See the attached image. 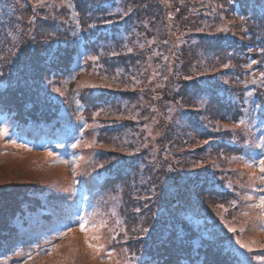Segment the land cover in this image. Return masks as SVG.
Returning <instances> with one entry per match:
<instances>
[{
	"label": "trees",
	"instance_id": "obj_1",
	"mask_svg": "<svg viewBox=\"0 0 264 264\" xmlns=\"http://www.w3.org/2000/svg\"><path fill=\"white\" fill-rule=\"evenodd\" d=\"M71 2L79 13V28L72 20V10L61 0H47L50 6L38 9L35 0H0V81L16 84L20 90L23 79L38 76L37 68L48 62L54 65L51 71L62 69L67 74L69 96L76 87L86 99L94 100L93 106L81 112L86 127L59 131L57 138L71 157L88 145L95 151V176L101 177L100 187L115 205L113 226L118 230L109 249L126 252L138 264H235L230 255L234 250L247 257L245 264L264 259V248L253 246L248 252L237 244V240L253 243L248 235L255 243L264 240L259 231L264 229V208L259 205L264 182L258 167L246 166L250 157L264 158L257 155L264 150L255 147L257 137L264 135V53L260 51L264 48V0ZM128 9L129 15L122 17L119 10ZM168 11L171 37L165 32L166 18H162ZM35 17L49 20L41 28L47 48L41 56L34 43L38 36L29 23ZM129 21L142 23L136 29L147 31L149 42L165 44L174 53L170 55L174 69L166 81L169 87L152 99L153 111L148 114L155 116L163 99H168V106L184 110V122L200 131L191 139H181L180 145L167 111L156 117L159 134H147L140 128L151 122L142 119L147 114L144 90L155 89L154 82L143 83L140 70L147 57L145 50L131 45ZM224 26L227 32L217 31ZM96 56H102L105 63H98L93 59ZM252 60L257 63L246 67ZM137 65L136 72L132 69ZM14 103L18 106L20 101ZM240 118L245 125L233 129ZM54 119L59 122L58 110H45L36 123ZM78 141L79 146L72 147ZM32 187L22 181L20 173L0 184V264L8 238L13 237V229L5 225L6 212L21 202L29 205L32 198L26 194ZM189 209L196 210L200 223L181 217ZM180 224L189 230H179ZM78 229V223L70 224L67 235ZM216 229L220 234L213 236ZM79 236L83 239L84 234Z\"/></svg>",
	"mask_w": 264,
	"mask_h": 264
},
{
	"label": "rangeland",
	"instance_id": "obj_2",
	"mask_svg": "<svg viewBox=\"0 0 264 264\" xmlns=\"http://www.w3.org/2000/svg\"><path fill=\"white\" fill-rule=\"evenodd\" d=\"M163 1L168 2V0ZM19 7L24 8L20 4ZM220 9L223 11L222 7ZM169 17L171 14L168 11L167 16L162 18H166L165 32L171 37L172 26L167 19ZM46 21H49L48 18L35 17L32 18L31 23L33 35L38 36L34 43L38 47L36 52L40 56L47 49L44 47L45 39L41 33V28ZM138 25L141 27L143 24L138 22ZM138 25L129 21L127 32L131 37L128 39L132 41V46L143 45L141 48L145 50L147 59H145L143 71L142 68L140 70L144 77L143 83H155H152L155 91L145 89V95L142 97L143 102L147 103L145 106L147 114L142 119L151 120V122L143 124L140 128H145L147 134H159V123L156 117H162L167 111L170 126L174 128V139L180 145L181 139L185 137L187 139V136L191 139L194 133L200 131L184 122L187 121L184 110L177 106L175 108L173 105L168 106V99H163L155 116L148 114L150 109L151 113L153 111L150 106L152 99L158 98L159 92L169 87L166 81H170L168 74L174 69L173 59L170 57L174 53L165 44L159 46L149 42L147 31L136 29ZM173 40L176 41L175 38ZM178 42L182 43L181 40ZM95 58L98 63H105L102 56ZM45 63L44 67L37 68L38 76L23 79L21 83L23 87L20 90L17 89L16 84L8 86L0 81V85H3L0 87V95L1 99H4L0 102V129L7 127L8 130L6 136H0V184H3L7 178L18 177L20 173L22 181L33 185L32 190L26 194V197L32 198L29 205L21 202L10 206L6 212L8 221L5 225L13 229V237L8 238L7 247L3 251L5 259L1 264H138L134 259L131 261L126 252L110 250L115 238L113 234L118 230V227L113 226V217L116 215L115 205L112 198L110 202L100 187L101 177H96L93 173L94 162L97 159L94 149H90L91 146L87 147L71 157V154L63 151L64 144L58 142L59 131L67 133V128L80 131L86 127L83 119L78 117H81V112L88 105L93 106L94 100L86 99L85 93L75 91L76 87L69 96L67 74L62 69L51 71L54 65ZM139 69L137 65L132 70L137 72ZM57 74L63 75L59 78ZM57 88L60 89L59 92L54 91ZM17 100L20 101L18 106L14 103ZM31 103L34 104L32 108ZM56 109L59 112V122L54 119L43 125L36 123L37 118L45 110ZM95 112L97 113L98 110ZM13 140L15 143H11ZM74 157L77 158L76 165L67 168V164L73 162ZM79 211H83L79 213L80 216L86 213L88 215V231L85 233L78 229L75 233L67 235V218H75V221ZM196 215V210L192 209L187 210L186 214L184 210L181 213V217L185 220L190 217L196 223H200ZM172 219L175 220L173 217ZM108 220L111 221L108 222ZM179 226L181 228L179 230L184 232L189 230L185 225ZM255 227L254 224L253 229ZM259 231L260 236H264V229L260 228ZM60 232L66 235L60 236ZM202 232L209 237L210 234ZM80 233L84 234L83 239L79 236ZM216 234H220L217 229L212 235ZM90 237H96L91 240L92 244L103 245V247H89L87 238ZM248 238L250 242H253L246 243L250 248L254 246L258 249L264 244V240H258L255 243V239L250 235ZM108 252L112 253L111 258L106 255ZM255 264H264V259L256 260Z\"/></svg>",
	"mask_w": 264,
	"mask_h": 264
},
{
	"label": "snow or ice",
	"instance_id": "obj_3",
	"mask_svg": "<svg viewBox=\"0 0 264 264\" xmlns=\"http://www.w3.org/2000/svg\"><path fill=\"white\" fill-rule=\"evenodd\" d=\"M61 3L62 5H66V7L68 9H71L72 10V20L74 21L75 25L77 26V28H79V25H80V20H79V13H77L75 11V4L71 2V0H61ZM50 5L47 4V0H35V3H34V7H37V8H40V7H49ZM221 7H223L221 5ZM121 12V16L124 17V16H128L129 13L131 12V9H128L127 11H124V10H119ZM244 17H241V20H243ZM105 23H111V21H104ZM29 23L31 24L32 21L30 20ZM90 27H95V25H90ZM229 29L227 28V26H224L222 28H218L217 31H222V32H227ZM245 31H247L245 29ZM73 35L74 36H77L78 33L77 32H73ZM34 38V37H33ZM141 47H143V45H141ZM129 52L132 51L131 48L128 49ZM261 53H264V48L260 49ZM113 55H116V53H113ZM53 58L55 59H58V57H55V54L53 53ZM93 59H96V58H93ZM167 59V58H165ZM257 61L256 60H252L249 64L246 65V67L248 68H251L253 64H256ZM229 65H224V67H228ZM2 75V74H0ZM261 76L264 77V73H261ZM133 79H135L133 77ZM187 79H192V77H187ZM253 83H255V80L252 81ZM264 82V81H262ZM243 83L247 84L248 82L247 81H244ZM0 87H3V85H0ZM92 87H98L97 85H93ZM108 87H111V85H108ZM54 91L56 92H59L60 89L57 88V89H54ZM247 95L249 97H251L253 95V92L249 91L247 93ZM82 107V106H81ZM244 113L246 114L248 112V109L245 108L243 109ZM95 115H99V112L95 113ZM78 119H83V117H78ZM242 125H245V119L244 118H240L239 119V122L238 124H234L232 125V128L235 129V128H238ZM225 128H228V125H225ZM8 134V130H7V127L3 128V129H0V136H6ZM257 140H258V143L255 145L256 148L258 149H261V150H264V135L260 136V137H257ZM11 143H15V141H11ZM205 143H207V141H205ZM26 146V145H25ZM79 146V141L76 143V144H73L72 147L76 148ZM89 147L91 145H88ZM145 147H147V145H145ZM51 155V153H50ZM257 155H262L264 156V152H261V153H257ZM251 160V163L246 165L247 167H253V166H256L259 168V172L261 173L259 179L264 182V158H260L259 160L256 159L255 156L253 157H250L249 158ZM77 160L76 157L73 158V163H75ZM62 162H65L67 163V161H62ZM101 167H103V165H101ZM75 171V170H74ZM253 176H255V173H252ZM75 183H78V181H74ZM261 192H264V189H261ZM259 205L264 208V195H261L259 197ZM222 207V206H221ZM138 211V210H137ZM262 219H264V216H262ZM76 223L79 224V227L82 231H84L85 233H87L88 231V228H87V225H88V215L87 213L83 216H80L79 214H77V217H76V220H75ZM140 231L144 232L145 234H147L148 230L147 229H143L141 228ZM229 231L231 232H235L236 229L234 228H230ZM60 236H63V235H66V233L64 232H60L59 233ZM96 237H90V238H87V242H88V245L89 247H92V248H102L103 245H94L92 244L91 240L92 239H95ZM237 244L240 246V248H243V249H246L248 252H251L252 249L249 247L248 244L246 243H243L239 240H237ZM37 247H39V245H37ZM261 248H264V244L260 245ZM111 252H108L106 253V255L108 256V258H111ZM230 255L234 256L235 258V264H245L246 260H247V257L244 256L242 253H239V252H236V251H232L230 252Z\"/></svg>",
	"mask_w": 264,
	"mask_h": 264
}]
</instances>
